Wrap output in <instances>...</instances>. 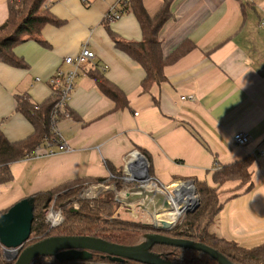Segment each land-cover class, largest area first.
Returning a JSON list of instances; mask_svg holds the SVG:
<instances>
[{
	"label": "crops",
	"instance_id": "obj_1",
	"mask_svg": "<svg viewBox=\"0 0 264 264\" xmlns=\"http://www.w3.org/2000/svg\"><path fill=\"white\" fill-rule=\"evenodd\" d=\"M7 1L0 0V25L8 15ZM167 1L170 18L157 37L161 53L168 58L188 48L163 68L161 83L143 91L142 66L115 44L142 41L129 2L124 7L121 0H46L43 8L59 24L45 26L38 38L14 48L25 67L0 62L5 139L15 144L33 134L29 119L16 110L17 96L41 105L52 95L49 80L58 68L68 69L65 57L87 49L94 58L75 79L64 108L54 118L52 111L50 130L59 139L44 138L29 156L9 165L12 179L0 183V212L71 180L101 179L80 193L91 197L94 188L102 187L96 194L112 190L103 187L112 170L123 181L139 178L145 169L149 175L150 168L151 183L166 193L194 180L213 187L216 167L251 157L248 184L226 182L219 188L222 207L209 232L244 249L264 244V0H141L151 19ZM93 72L122 92L125 106L115 109L90 76ZM237 132L249 136L246 146L233 143ZM57 142L70 151L58 152ZM129 165L131 175L124 170ZM124 191L140 206H130V217L166 199L158 191L156 202L131 200L141 194Z\"/></svg>",
	"mask_w": 264,
	"mask_h": 264
},
{
	"label": "trees",
	"instance_id": "obj_2",
	"mask_svg": "<svg viewBox=\"0 0 264 264\" xmlns=\"http://www.w3.org/2000/svg\"><path fill=\"white\" fill-rule=\"evenodd\" d=\"M45 2L46 0L7 1L8 15L0 25V62L13 67H25L23 62L14 55V48L27 38H38L45 26L59 24V21L47 9L43 8ZM129 7L140 26L142 41H119L115 44L117 49L126 53L142 66L145 76L141 82V87L145 91L151 84H159L164 80L163 68L170 60L186 52L188 47L187 45L182 46L168 58H164L161 53L157 37L165 22L170 18L168 1L152 19L147 16L141 0H129ZM90 76L94 79L101 93L112 100L115 109H121L126 105L125 96L116 87L94 72ZM57 102L58 98L55 95H51L45 102L37 106L31 104L24 96L16 97V110L29 119L33 126V134L24 141L11 144L0 132V183L11 181L9 165L29 156L40 146L44 138H47L51 143L58 140L50 130L51 114ZM60 117H63L62 114H59L58 118ZM252 162L253 159L247 157L229 165L216 167L211 174L213 187L207 181L194 180L193 186L199 198V205L193 212L185 214L183 219L180 218L170 230L156 229L151 224L142 222L122 220L117 213L119 204L114 200L113 190L104 191L94 199H84L79 204L80 211L78 212L63 210L61 208L62 203L79 195L87 187L100 185L103 182L101 179L67 181L32 197L34 201L33 221L29 238L21 250L48 237L89 236L110 244L129 247L142 243L145 236L160 234L207 246L221 254L232 264H264V244L255 248L244 249L232 241L217 238L209 232L222 207L219 200V188L226 182H239V187L248 184L251 180L249 168ZM111 174L113 177L105 183V186L113 185L117 193L125 187L134 186V184L123 182L120 173L116 170H112ZM150 175L152 172L149 168ZM136 188L140 190L138 186ZM250 188L251 186L247 188V191ZM51 203L57 207V210L61 209L63 220L58 226L48 229L49 225L42 213L44 210L45 212L48 211ZM73 205H75V201H72L68 208ZM6 211H1L0 216ZM149 252L171 264H218L202 252L173 246L156 244L150 248ZM4 262L0 258V264H12V262ZM30 264L140 263L130 260L111 263L106 255L93 252L92 259L89 261L59 263L53 257H38Z\"/></svg>",
	"mask_w": 264,
	"mask_h": 264
},
{
	"label": "water",
	"instance_id": "obj_3",
	"mask_svg": "<svg viewBox=\"0 0 264 264\" xmlns=\"http://www.w3.org/2000/svg\"><path fill=\"white\" fill-rule=\"evenodd\" d=\"M136 155L142 159V165L146 166L144 158L138 153ZM128 168L129 173H126L131 175L133 172L130 170V165ZM142 174L139 178L132 175V177L124 178L123 181L125 183H138L141 191L145 190L144 184L157 186L156 183H151V178L146 169L143 170ZM178 185L190 187L195 193V188L191 181L182 182ZM158 190L164 195L167 194L163 190ZM122 197L127 198L128 193L124 191ZM115 201L119 202V198H116ZM198 205L199 201L195 197L191 208L185 214L193 212ZM68 211L78 212L80 211V206L76 205L72 209H68ZM33 212L34 201L32 197H29L18 201L0 216V245L4 248L3 255L6 257L10 256L12 264H30L38 257H53L59 263L89 261L92 259L93 252L106 255L111 263H121L124 260H130L140 264H171L149 252L150 248L156 244L199 251L208 255L218 264H232L221 254L207 246L188 240L169 238L160 234L145 236V240L142 243L129 247L110 244L89 236L48 237L21 250L30 235ZM175 224L176 222L160 221L157 223L153 222L151 225L156 229L170 230Z\"/></svg>",
	"mask_w": 264,
	"mask_h": 264
},
{
	"label": "built area",
	"instance_id": "obj_4",
	"mask_svg": "<svg viewBox=\"0 0 264 264\" xmlns=\"http://www.w3.org/2000/svg\"><path fill=\"white\" fill-rule=\"evenodd\" d=\"M128 2L129 0H121L122 6L124 7L127 5ZM114 19L118 20L119 15L117 16L115 15ZM260 24L261 26H264V22H261ZM93 58H94V54L87 49H82L81 52L76 56L65 57L63 59V64L67 65L68 69L64 70V69L58 68L54 76L49 80V85L51 88L52 95H55L58 98V102L53 109V118L56 116V114L60 110L64 108V105L69 99L75 79L78 77L79 73L83 71V69L86 66L89 65L90 61ZM51 128L52 130H54V126H52ZM232 140L236 146L243 147L249 143L250 138L244 132H237L233 135ZM57 150L58 152H64V153L70 151L63 142H57ZM263 154L264 152L260 151V155H263ZM80 195L81 194H79L74 200L76 205H78L77 202L79 199H84ZM95 196H97V194L92 196V198H94ZM47 214L48 215H46V223L49 225L50 228H54L58 226L63 220L61 211L54 212L50 210L47 212ZM0 250L3 253L4 248L1 245H0Z\"/></svg>",
	"mask_w": 264,
	"mask_h": 264
},
{
	"label": "rangeland",
	"instance_id": "obj_5",
	"mask_svg": "<svg viewBox=\"0 0 264 264\" xmlns=\"http://www.w3.org/2000/svg\"><path fill=\"white\" fill-rule=\"evenodd\" d=\"M126 172H127V170H126ZM125 178V177H124ZM126 179V178H125ZM124 182V181H123ZM134 183H136V182H132V183H126V184H134ZM138 184V183H137ZM139 185V184H138ZM175 185H178V184H175ZM179 186V185H178ZM103 187H105L106 188V186H103ZM158 189L160 188L159 186H156ZM107 188H111L112 190H114L113 192H114V195H115V198H114V200H116V198H119V202H118V204H119V207H118V210H117V213H118V215H119V217L122 219V220H124V221H133V222H143V223H147V224H152L154 221H153V216L155 215V214H157L159 211H161V210H165V207H164V203H165V201H166V199H165V201L159 206V204L158 205H155L153 208H151L150 207V205H149V208H146V212H148L147 214H144L143 212H139L140 214H137L136 213V215L135 216H133V217H130L131 215H130V213L132 212V209L130 208V206L131 205H134V207H140L139 205H135V204H133L132 202H130L129 201V199H127V198H123L122 196H121V193H123V192H121V191H124V190H126V188H128V192L130 193H140L141 195H142V197H140L141 195H139L138 197H136V198H132L131 200H138V198H142V199H145V198H150V202L152 201H155L156 202V200H158L159 199V196H158V193L150 186V184H144V188H145V190H143V191H141V190H136L137 188H135L134 186H128V187H125L123 190H121L120 192H116V189H115V187L113 186V185H111V187H107ZM106 188V189H107ZM109 189H107V191H108ZM180 190V187H178V188H176V189H174V190H168L169 192L168 193H173V192H175V191H179ZM106 191V190H105ZM103 192V191H102ZM102 192H100V193H102ZM99 193V194H100ZM83 194V193H82ZM80 195V196H82L84 199H94V198H96L99 194H97V196H95L94 198H92L91 197V195H90V193L89 192H87L86 194H84V195ZM145 194H148V196L146 197L145 196ZM94 196V195H93ZM162 196H164V194L162 195ZM166 196V195H165ZM196 198H197V200L199 199L198 198V196H197V194H196V192H195V195H194ZM76 197L77 196H74L72 199H69V201H67V202H64V203H62L61 204V208L63 209V210H66V211H68V205L72 202V201H74L75 199H76ZM84 199H79L78 200V202H77V204L79 205L80 204V202L81 201H83ZM162 200V199H161ZM142 201V200H141ZM199 201V200H198ZM132 203V204H131ZM146 204V205H145ZM145 204H144V206H147L148 207V205L147 204H149V202H145ZM181 205H182V203H181ZM75 206H76V204H75ZM74 205L73 206H71V207H69L70 209H72V207H75ZM142 208V207H141ZM144 209V208H143ZM50 210H52V211H54V212H60L61 211V209H59V210H57V207H55V206H53V203H51V205L49 206V208H48V211H50ZM47 211V212H48ZM47 212H45V210L43 211V215H44V218H45V221H46V215H48L47 214ZM184 216H185V214L181 217V219H183L184 218ZM177 222V221H176ZM48 229H50V227L48 226ZM0 258H1V261L3 262V261H5V262H12V260L10 259V256H4L3 255V253L1 252V250H0ZM4 262V263H5ZM6 264V263H5Z\"/></svg>",
	"mask_w": 264,
	"mask_h": 264
},
{
	"label": "bare ground",
	"instance_id": "obj_6",
	"mask_svg": "<svg viewBox=\"0 0 264 264\" xmlns=\"http://www.w3.org/2000/svg\"><path fill=\"white\" fill-rule=\"evenodd\" d=\"M137 158V157H135ZM125 167L124 170H126ZM180 187L179 191H175L172 194H166V201L164 203L165 210L159 211L157 214L153 216L154 222L166 221L170 223H174L178 221L188 209L191 208L192 201L195 199V193L192 191L190 187L178 186ZM157 193L159 190L155 187H152ZM100 188L92 189V195H95ZM87 192H84L86 194ZM83 194V195H84ZM182 203V205H181ZM136 210V209H135ZM146 214L148 212H145Z\"/></svg>",
	"mask_w": 264,
	"mask_h": 264
}]
</instances>
